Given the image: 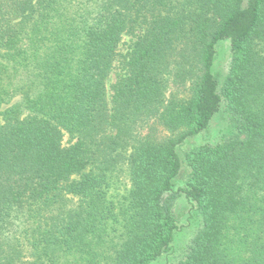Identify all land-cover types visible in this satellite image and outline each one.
Instances as JSON below:
<instances>
[{
    "label": "trees",
    "instance_id": "16d2710c",
    "mask_svg": "<svg viewBox=\"0 0 264 264\" xmlns=\"http://www.w3.org/2000/svg\"><path fill=\"white\" fill-rule=\"evenodd\" d=\"M182 1L0 0V264H264V0ZM169 69L187 94L156 114ZM154 113L167 134L130 144Z\"/></svg>",
    "mask_w": 264,
    "mask_h": 264
},
{
    "label": "rangeland",
    "instance_id": "374dc122",
    "mask_svg": "<svg viewBox=\"0 0 264 264\" xmlns=\"http://www.w3.org/2000/svg\"><path fill=\"white\" fill-rule=\"evenodd\" d=\"M174 7L176 9H181L186 8V6L183 4L182 0H173ZM130 46V36L129 35H124L121 39V42L119 44L120 52L122 54H125ZM229 58H230V47H229V41L225 40L217 45V54H216V59L214 61V73L217 75L219 79H222L225 73L228 70L229 66ZM185 69L187 70L189 67L186 64ZM176 74V71L174 69H169L166 74V89L162 98V101L158 109L155 113L157 114L158 111H162V109L165 107L167 100L170 96L171 92L176 93L179 96H184L186 95V87L188 84L185 86H181L180 83H176L174 81V76ZM116 78L115 73H111L109 78H108V90L109 94L112 93L111 89L109 88L110 84L114 83ZM150 115L148 116V120L146 123L143 124L142 128H139L136 130L133 135L130 138V144L133 143L136 139L137 136H139V133L142 135H146L149 131H151L154 135V137H157L158 139H161L162 136L167 134L166 129H164L161 125H159L157 121L158 115ZM156 118V119H155ZM1 120V116H0ZM228 130V125L227 121L217 114L215 118L211 121V124L208 128L207 131H204L202 134L196 135V136H191L186 141L179 146V154L181 157H183V153L189 150L192 146L205 142V141H214L217 138H219L224 132ZM70 135L67 133L65 134L64 137V144L70 143ZM129 151H131V148H128L123 151L124 156L129 154ZM120 168L114 173L115 179L117 180L114 182V185H112L110 189V194L113 195V197H116V194H122L125 190V188L129 187V182L127 180L128 175H127V170L124 165V163H121ZM185 176V169L183 170L182 174L178 177L179 178V184L183 181ZM181 185V184H180ZM70 197V196H69ZM187 207L188 204L186 202V199L181 195L178 196L173 205V211L179 218L180 224H182L184 227L181 229V231L178 233L176 242H175V247H174V252L170 256V262L174 261L179 254L183 251L184 245L188 242L190 236L192 235L193 231L195 230L196 225L194 223L188 224L186 220L187 216ZM164 261H160L157 264H163Z\"/></svg>",
    "mask_w": 264,
    "mask_h": 264
}]
</instances>
